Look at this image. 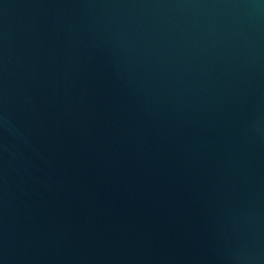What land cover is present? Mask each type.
<instances>
[{
    "label": "water",
    "instance_id": "1",
    "mask_svg": "<svg viewBox=\"0 0 264 264\" xmlns=\"http://www.w3.org/2000/svg\"><path fill=\"white\" fill-rule=\"evenodd\" d=\"M0 264H264V0H0Z\"/></svg>",
    "mask_w": 264,
    "mask_h": 264
}]
</instances>
